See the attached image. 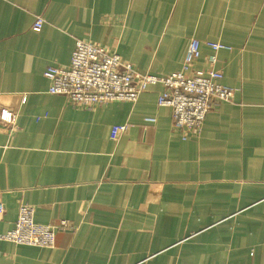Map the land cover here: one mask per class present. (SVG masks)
<instances>
[{"label": "crops", "instance_id": "0c3cea01", "mask_svg": "<svg viewBox=\"0 0 264 264\" xmlns=\"http://www.w3.org/2000/svg\"><path fill=\"white\" fill-rule=\"evenodd\" d=\"M191 38L196 69L204 41L231 47L215 68L235 89L196 136L172 131L161 84L91 109L48 92L43 71L67 67L76 39L163 77ZM2 108L16 121L0 122V234L21 203L74 229L51 248L0 238V264H264V0H0Z\"/></svg>", "mask_w": 264, "mask_h": 264}, {"label": "built area", "instance_id": "2783aa9c", "mask_svg": "<svg viewBox=\"0 0 264 264\" xmlns=\"http://www.w3.org/2000/svg\"><path fill=\"white\" fill-rule=\"evenodd\" d=\"M43 20L37 17L32 29L38 31ZM211 53L205 57L207 67L196 69L202 43L191 38L186 47L179 70L158 77L139 73L114 50L98 45L90 40L76 39L69 65L65 68L47 66L43 76L49 81L48 92L63 95L74 106L91 109L110 101L135 102L150 85L161 84L163 90L157 97L159 106L171 109V128L185 140L199 134L206 114L221 102L231 101L235 89L224 85L222 73L215 68L217 53L231 47L220 41H204ZM16 114L8 109H0V122L12 126ZM126 129L125 125H114L111 139ZM4 211L0 203V216ZM34 207L21 203L11 230L0 234L1 239L19 245L51 248L55 243L56 229H74L61 220L57 227L34 221Z\"/></svg>", "mask_w": 264, "mask_h": 264}]
</instances>
